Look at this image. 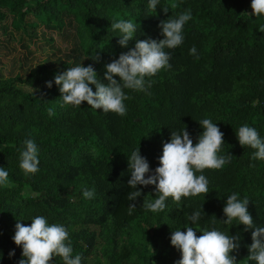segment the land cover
<instances>
[{"label":"trees","instance_id":"1","mask_svg":"<svg viewBox=\"0 0 264 264\" xmlns=\"http://www.w3.org/2000/svg\"><path fill=\"white\" fill-rule=\"evenodd\" d=\"M251 0H162L149 14L147 0H0V30L30 32L39 26L59 34L66 17L73 19L84 66L92 64L101 81L104 64L128 51L136 40L160 39L158 27L169 15L191 9L185 40L171 50V67L151 79L147 92L125 89L127 114L102 113L86 101L80 107L61 106L54 75L74 64L49 67L36 63L21 77L0 73V166L9 170L10 186L0 188V264H18L22 249L12 236L17 219L24 225L44 215L50 223L69 230L73 254L82 253L84 264L94 256L96 264H174L180 253L170 244L172 230L186 225L211 228L233 191L248 197V211L255 224L264 225V161L251 159L253 149L241 146L235 130L248 123L264 136V20L251 17ZM10 18L9 24L5 20ZM136 19V35L120 46L117 19ZM195 45L199 58L189 54ZM99 55L94 61L90 56ZM118 79V77H116ZM35 87L24 90L16 85ZM93 91L95 90L94 86ZM55 108L49 117L47 109ZM211 118L223 132L222 154L232 158L223 169H205L209 192L182 198L178 206L170 197L166 208L151 213L143 199H154V185L143 187L136 208L129 214L127 156L139 147L151 169L158 166L162 143L174 129L186 127L193 143L203 129L197 120ZM39 148V171L25 175L19 168L22 141L28 137ZM94 187L93 200L82 198L84 188ZM141 187V186H138ZM29 190L28 194L25 191ZM144 196V197H143ZM202 203L205 215L195 225L188 216ZM216 226H220L217 224ZM229 234H240V247L230 253L236 264L248 261L251 229L226 225ZM197 235L201 233L197 230ZM15 249L11 257L8 252ZM135 258V259H133ZM56 264H62L59 257Z\"/></svg>","mask_w":264,"mask_h":264},{"label":"clouds","instance_id":"2","mask_svg":"<svg viewBox=\"0 0 264 264\" xmlns=\"http://www.w3.org/2000/svg\"><path fill=\"white\" fill-rule=\"evenodd\" d=\"M157 5L161 11L168 13V7L162 0H147L148 13L156 12ZM251 17L264 20V0H251ZM192 19L189 8L169 15L159 22L160 39L146 38L136 40L132 48L122 52L115 59L104 64L103 79L97 75L92 64L84 66L81 61L66 70L54 75L52 81H46L47 87H52L53 82L58 86L61 106L80 107L82 101L102 113H114L120 117L127 114L125 101L129 93L125 89L147 92L151 87V77L158 72L171 67L173 49L178 48L185 40V25ZM111 28L118 31L117 43L124 47L137 33L139 24L136 19L121 18L111 23ZM260 29L264 30V24ZM189 54L198 59L197 47L189 48ZM94 61L99 60V55L90 56ZM118 77V79L116 78ZM95 90L93 91V87ZM49 117L55 115V108L47 109ZM203 129L199 133L196 143H193L191 134L183 126L170 133L167 142L162 143L161 155L158 157V166L153 170L149 162L140 154L139 147L132 148L127 156L128 212L132 214L136 208L135 201L141 197L143 187L154 185V199H143L142 207L151 213H160L166 208V201L170 197L181 205L182 198L205 196L209 190V179L204 174L205 169L220 170L232 158L230 152L222 154L223 132L211 118L197 120ZM236 138L241 146H247L254 151L251 159L264 161V136L258 129L248 123L240 125L235 130ZM19 152V168L24 174L37 173L39 169V148L30 136L22 141ZM10 186L9 170L0 166V188ZM141 186V187H138ZM82 198L93 200L97 196L94 187L84 188ZM144 197V196H143ZM248 197H241L233 191L227 195L222 212L225 219L218 220L214 216L211 228H197L186 225L171 231L170 244L180 253V258L174 264H236V258L230 253L240 247V234H229L226 225H243L244 230L251 229V244L248 245V261L264 264V225L255 224L248 211ZM205 213L202 203L188 216L190 225H195L202 220ZM17 219L14 225L12 240L19 246L21 258L18 264H56L59 257L62 264H84L82 253L73 254V245L69 230L61 223H50L48 217L35 215L31 223L24 225ZM219 224L220 226H216ZM197 230L201 233L197 235ZM15 249L8 252L11 257ZM4 254L0 251V260ZM135 259V258H133Z\"/></svg>","mask_w":264,"mask_h":264},{"label":"rangeland","instance_id":"3","mask_svg":"<svg viewBox=\"0 0 264 264\" xmlns=\"http://www.w3.org/2000/svg\"><path fill=\"white\" fill-rule=\"evenodd\" d=\"M9 21L7 17L4 23L8 25ZM65 21L66 25L59 34L46 31L41 26L30 32L8 30L3 33L0 30V73L3 76L24 77L32 66L43 60L49 67H60L65 62L82 63L84 57L79 50L75 23L70 17H66ZM16 85L24 90H36L20 83ZM28 193L29 190H26L25 194ZM89 264H96L94 256L89 258Z\"/></svg>","mask_w":264,"mask_h":264}]
</instances>
